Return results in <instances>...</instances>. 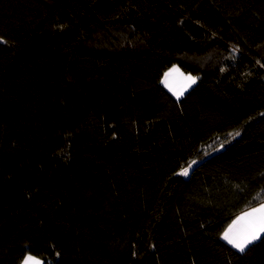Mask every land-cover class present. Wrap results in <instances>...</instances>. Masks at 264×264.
Segmentation results:
<instances>
[{"label": "trees", "instance_id": "1", "mask_svg": "<svg viewBox=\"0 0 264 264\" xmlns=\"http://www.w3.org/2000/svg\"><path fill=\"white\" fill-rule=\"evenodd\" d=\"M261 203L264 0H0V264H264Z\"/></svg>", "mask_w": 264, "mask_h": 264}, {"label": "snow or ice", "instance_id": "2", "mask_svg": "<svg viewBox=\"0 0 264 264\" xmlns=\"http://www.w3.org/2000/svg\"><path fill=\"white\" fill-rule=\"evenodd\" d=\"M189 79L192 78L189 77ZM195 163L196 161H192V164ZM189 167H191V164ZM179 174L186 176L188 174V168L182 169ZM262 234H264V203H261L259 207H254L244 212L241 216L233 220L221 238L233 248L243 253L249 245L261 239ZM24 264H42V261L28 256L25 258Z\"/></svg>", "mask_w": 264, "mask_h": 264}, {"label": "rangeland", "instance_id": "3", "mask_svg": "<svg viewBox=\"0 0 264 264\" xmlns=\"http://www.w3.org/2000/svg\"><path fill=\"white\" fill-rule=\"evenodd\" d=\"M168 70L169 72H165L163 74L161 83L166 89H169L172 93H174L175 97L182 96L193 85L191 83L192 80H196L193 75L184 73L177 65H173ZM183 75H187L186 77H191L192 79H190L189 81V78L185 79ZM240 215L241 214L239 213L235 218H233V220H235ZM232 221L230 222V224L232 223ZM21 264H24V262H22Z\"/></svg>", "mask_w": 264, "mask_h": 264}, {"label": "crops", "instance_id": "4", "mask_svg": "<svg viewBox=\"0 0 264 264\" xmlns=\"http://www.w3.org/2000/svg\"><path fill=\"white\" fill-rule=\"evenodd\" d=\"M166 72H169V70H167ZM183 76H184L185 79L189 78V77H186L187 75H186V76L183 75ZM189 81H190V79H189ZM194 82H195V79H194ZM194 82H193V80H192L191 83L194 84ZM167 90H168L173 96L175 95V94L172 93L169 89H167ZM174 92H175V91H174ZM174 97H175V96H174ZM176 98H179V97H176ZM259 205H260V204H259ZM259 205H256V206H254V207H259ZM254 207H251V208H249V209H247V210H244V211H242L240 214L242 215L244 212L249 211V210H251V209L254 208ZM241 215H240V216H241ZM242 223H243V222H242ZM229 224H230V223H229ZM226 229H227V227L225 228V230H226ZM225 230H224V231H225ZM224 231H223V233H224ZM223 233H222V234H223ZM221 237H222V235H221ZM224 241H225V240H224ZM225 242H226V241H225ZM226 243H227V242H226ZM229 245H230V244H229ZM28 256H31V255H26V256L22 259L21 263L24 262L25 258L28 257ZM32 257H34V256H32ZM35 258H36V257H35ZM37 259H38V258H37ZM38 260H40V259H38ZM40 261H41V260H40ZM21 263H20V264H21Z\"/></svg>", "mask_w": 264, "mask_h": 264}]
</instances>
